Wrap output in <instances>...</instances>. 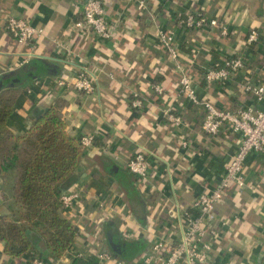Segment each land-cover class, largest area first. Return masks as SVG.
Returning a JSON list of instances; mask_svg holds the SVG:
<instances>
[{"label":"crops","instance_id":"crops-1","mask_svg":"<svg viewBox=\"0 0 264 264\" xmlns=\"http://www.w3.org/2000/svg\"><path fill=\"white\" fill-rule=\"evenodd\" d=\"M83 1L0 0V85L34 62L49 70L13 88L18 93L8 129L20 136L38 112L56 106L71 138L79 142L94 136L92 145L82 150L66 191H76L79 197L61 211L78 228L73 246L58 260L41 247L25 259L38 253L48 264H69L78 254H111L110 240L128 231V243L139 245L137 253L127 259L113 253L103 264L118 259L139 264L153 243H174L181 237L185 213L192 211L201 192L218 185L239 144V135L229 129L214 137L203 132L202 110L178 93L180 73L158 44L155 30H174L179 60L200 99L226 110L258 108L260 103L241 85L247 78L264 84V43H246L251 30L264 33V0H146L143 14L130 0H101L109 20L120 16L112 41L66 35L70 23L80 20ZM192 12L216 18L228 27V34L221 36L219 27L182 32L177 22ZM8 18L25 19L44 33L17 44L5 30ZM59 42L68 43L69 55L57 54ZM192 54L196 59L190 64ZM235 56H241L245 68L226 83L205 86L204 70ZM81 72L94 81L91 94L56 86L57 80L72 82ZM155 86L163 89L161 97ZM137 98L141 106L134 108ZM169 108L182 125L167 120L164 111ZM137 152L147 158L146 182L126 169ZM243 174L255 191L231 186L215 209L219 241L212 259L219 264H264V156L251 154ZM11 182V174L0 176L1 215H8L12 202Z\"/></svg>","mask_w":264,"mask_h":264},{"label":"built area","instance_id":"built-area-1","mask_svg":"<svg viewBox=\"0 0 264 264\" xmlns=\"http://www.w3.org/2000/svg\"><path fill=\"white\" fill-rule=\"evenodd\" d=\"M136 7L138 13L147 12L146 0H130ZM81 18L71 22L67 29V36L80 35L86 38L96 37L103 41H112L118 28V21L109 20L106 15L104 3L101 0H85L78 7ZM182 32L187 30H203L213 27L220 28V35L228 34V27L222 25L216 18H208L201 12H192L184 19L177 22ZM5 30L17 44H25L39 39L43 30L30 24L22 18H8L5 22ZM155 38L164 50L167 59L175 66L180 73L178 81V93L197 105L202 110L201 128L207 136H216L222 129H229L239 135V144L236 153L231 157L225 167L223 176L215 188L206 189L194 200L192 211L185 213L184 230L181 237L174 243L158 241L151 245L149 252L139 260V264H219L212 259L214 243L219 241L216 229L217 216L215 209L225 197L226 190L235 186L237 190H249L254 192V187L247 184L243 174V168L247 158L251 154L264 156V84H252L247 78L241 85L246 94L253 96L259 103L258 108H239L236 110L222 109L208 100L198 97L190 79L186 66L180 62L179 46L175 39L174 30H155ZM264 43V33L251 30L247 36L246 43L253 46ZM56 52L60 55H69L67 42L56 43ZM196 54L190 56V64L196 59ZM187 65V63H186ZM245 68L241 56H235L222 61L214 62L204 70L203 82L205 86L222 84L231 80ZM56 86L64 89H71L83 94H91L94 90V81L81 72L73 78L72 82L59 79ZM155 93L161 97L163 89L160 86L154 87ZM134 108L141 106L139 98L132 103ZM169 108L164 111L167 120L174 126L182 125L181 117L173 113ZM94 136L87 135L80 139L81 149L92 145ZM183 147L186 146L184 142ZM148 162L145 155L137 152L126 163L127 171L140 182H146L149 178ZM79 197L78 192H65L61 195L60 201L63 209L69 208ZM223 225L220 223L219 226ZM121 240L128 243L132 240L130 232L121 233ZM77 256H86L78 254ZM98 264L111 260L113 257L107 251L93 256ZM24 264H48L42 258L30 257ZM114 264H123L116 260Z\"/></svg>","mask_w":264,"mask_h":264},{"label":"trees","instance_id":"trees-1","mask_svg":"<svg viewBox=\"0 0 264 264\" xmlns=\"http://www.w3.org/2000/svg\"><path fill=\"white\" fill-rule=\"evenodd\" d=\"M43 69L31 63L0 85V176H12V202L8 215H0V264H24L25 257L39 247L50 259H61L78 236V228L61 215L60 197L73 184L82 149L67 134L60 108L38 112L20 136L7 127L18 93L13 88ZM109 249L127 259L139 245L116 238ZM69 264L98 263L92 256H75Z\"/></svg>","mask_w":264,"mask_h":264},{"label":"rangeland","instance_id":"rangeland-1","mask_svg":"<svg viewBox=\"0 0 264 264\" xmlns=\"http://www.w3.org/2000/svg\"><path fill=\"white\" fill-rule=\"evenodd\" d=\"M12 177V176H11ZM7 187H8V185H7ZM12 187V182H11V186H10V188ZM1 215V214H0ZM112 256V255H111ZM31 257H37V258H42V255L41 254H38V253H36V254H34L33 256H31Z\"/></svg>","mask_w":264,"mask_h":264},{"label":"water","instance_id":"water-1","mask_svg":"<svg viewBox=\"0 0 264 264\" xmlns=\"http://www.w3.org/2000/svg\"><path fill=\"white\" fill-rule=\"evenodd\" d=\"M110 242H111V240H110Z\"/></svg>","mask_w":264,"mask_h":264}]
</instances>
